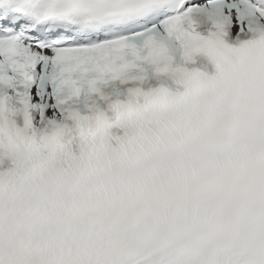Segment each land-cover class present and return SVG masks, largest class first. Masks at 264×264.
I'll return each mask as SVG.
<instances>
[{"label": "snow or ice", "instance_id": "snow-or-ice-1", "mask_svg": "<svg viewBox=\"0 0 264 264\" xmlns=\"http://www.w3.org/2000/svg\"><path fill=\"white\" fill-rule=\"evenodd\" d=\"M0 264H264V0H0Z\"/></svg>", "mask_w": 264, "mask_h": 264}]
</instances>
